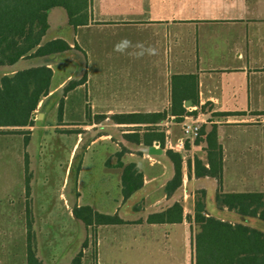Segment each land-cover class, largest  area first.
<instances>
[{
  "label": "crops",
  "instance_id": "0c3cea01",
  "mask_svg": "<svg viewBox=\"0 0 264 264\" xmlns=\"http://www.w3.org/2000/svg\"><path fill=\"white\" fill-rule=\"evenodd\" d=\"M134 2L135 0H115V13H126L127 17L116 18L113 22L106 21L105 24L101 25L115 26L116 107L115 114H111L112 117L115 116V122H112L128 127H144L140 131L122 134V142H124L122 152L128 156L125 158L126 162H123L136 165L142 174V183L129 197L124 198L121 173L120 196L117 199L116 209L114 208L111 212H101L89 206L95 213L117 218L118 223H115L114 220V222L94 223L86 226L82 220L76 218L72 209L88 206L77 203L80 198L78 189L75 207L71 209L67 217L70 223L78 226L80 235L76 243L87 237L89 229L97 233L95 237L97 256L93 264H196L194 245L196 235L200 231L196 214L205 217L221 216L220 219L224 220V216H228L227 210L217 211L215 203L211 201L216 194H226L223 189L224 162L222 152L224 148L218 141L220 136H217V130L220 129L221 125L233 127L239 125L263 126V128H257L259 130H255V132L260 134L257 141L262 146L264 158V17H239V24L236 26L233 23L236 21V17L228 18L230 16L224 15L218 19L197 20L198 25L193 24L192 26L191 37L186 38L182 26L183 23L191 19L182 18L183 5L181 1L180 6L175 9V14L179 16L174 15V11H171L172 16L160 14L162 10H165V0L156 2L160 3L159 6H156L159 7L160 11L150 12L149 15L140 12L137 14V7ZM222 2L224 4L221 7L224 9L236 8L239 4V0L236 2L235 0H222ZM242 7L243 9L264 8V0H243ZM54 9L50 10L48 18ZM139 9L142 8L139 7ZM133 14H137V17L134 18ZM48 18V29H50ZM230 21L231 23H229ZM91 25L88 21L86 25L80 26L88 28ZM173 27L175 28L172 29ZM78 28L77 26L73 29L78 30ZM54 39L66 41L70 49L73 46L70 41L62 37L55 36L48 41ZM42 40L41 44L48 42ZM77 45L80 46V44ZM70 49L61 53L20 59L9 66H0V78L31 67L46 66L52 70L53 79L56 64L71 62L65 57V53L72 51ZM80 54L81 58L84 57L82 51ZM161 64L166 68L163 84L156 83L153 72L154 66H161ZM171 70L172 72L169 73ZM128 71H133V80L129 82L119 79L118 83L116 74L126 75ZM141 71H146V76H138ZM82 76L80 77L82 78ZM171 77H175L177 81L178 78L180 79L181 83L178 88L173 83L175 79L172 80L171 85ZM52 79L49 93L41 98L31 117L35 125L39 124V119L45 117L46 112L42 110V107H45L47 101L64 85L65 79L59 81L57 85H53ZM86 81L68 91L84 85ZM184 86V91H187L186 97L181 93ZM185 98L189 99L185 100ZM188 101L189 106L186 105ZM121 102H123V108L118 107ZM173 103L176 104V107L178 106L176 112H171ZM181 103L189 113H180L179 106ZM204 106H209L210 111L207 114L211 112L217 119L209 122L212 124L210 126L203 125L204 130L201 129L200 135L204 138L203 140L198 137L189 141L188 144L185 142L184 152L176 149L178 153H182L180 183L173 178V164L165 155L167 149L160 148V154H152L149 152L150 146H144L142 143L136 144L124 136L126 134L142 136L147 131L160 130L163 133L165 131V138L170 136L176 139L182 135V116H195L196 118L199 116L198 109ZM38 111L41 114L35 116ZM163 112H166V118L159 123L151 124L146 120H139L142 119L140 116ZM110 113L111 110L106 115ZM237 113L240 115L243 113V115L237 116L235 115ZM222 114L229 115L222 116ZM40 115L41 118H38ZM122 116L137 117L136 122H119L116 120L117 117ZM199 119L205 121L200 116ZM168 122L172 124V127H167ZM205 123L207 124V121ZM38 128L30 124L21 127H0V145L3 150L9 153L11 158L7 163H3L2 157H0V167L3 166L6 171L19 168L17 175L7 173L6 175L11 176L0 177V200L5 201L4 206L0 207V234H3L0 235V242L1 239L3 240L2 245L0 243V264H28L27 244H25L24 235L27 234L28 229L25 228L24 220L26 208L29 211V215H25L27 217L26 225L30 222L33 234L31 248L39 262L51 264V259H58L55 264H71L77 256H73L75 255V247L70 248L62 255L54 254L52 249L51 253L48 252L47 255L46 252L41 251V241H39L41 229L35 222L38 216L30 207L34 180L30 173L34 164L32 154L38 148L35 146L37 133H40V128ZM212 131H215L217 144L221 147L222 179L220 184L212 176L195 175V162L197 160L203 163L206 169L210 167L208 163L209 151L203 156H198V153L197 156H194L193 151L196 153L200 141H204V149H208L206 137ZM40 136L39 134V140ZM154 142L157 141H153L152 144ZM152 144L151 146H153ZM211 152L214 153L212 149ZM183 155L186 158H183ZM149 156L154 157V159L151 158L152 163L148 162L149 167H159V171L156 173L144 172L138 166L139 161H145ZM183 164L187 168H184ZM172 180H174L173 183ZM251 188L255 189L239 194H261L262 207L257 209L255 217L239 215L242 222H236L248 226V220L253 218L256 229L264 233V218L261 216L264 211V179ZM204 199L205 203L203 202ZM16 201L20 202L19 208L14 206ZM27 201H30L29 205ZM197 204L202 211H197ZM58 214L55 211L53 216L60 217ZM41 215L42 213H40ZM41 231L45 233L43 230ZM18 233L19 236H17ZM43 238L46 239L45 236ZM18 249L19 253H17ZM68 256L69 258L66 259Z\"/></svg>",
  "mask_w": 264,
  "mask_h": 264
},
{
  "label": "rangeland",
  "instance_id": "374dc122",
  "mask_svg": "<svg viewBox=\"0 0 264 264\" xmlns=\"http://www.w3.org/2000/svg\"><path fill=\"white\" fill-rule=\"evenodd\" d=\"M158 1L135 0L136 13L139 14L140 12L149 15L150 12L160 11L159 7H156L160 4L156 3ZM180 1L183 5L182 18L191 19L183 23L182 26L186 38L191 37L192 26L198 23L197 20L206 18L218 19L224 15L230 16L228 18L236 17V21H233L234 26H236L239 24V17H264V8L243 9V0H239L237 7L232 9L222 8L221 5L224 4L222 0H165V10H162L160 14L172 16L171 11H174V15L179 16L175 14V9L180 6ZM139 7L142 9H139ZM137 14H133V17L136 18ZM87 15V21L92 24L91 27L83 28L79 25L78 30H74V27L68 24L66 11L62 8H55L48 18L50 29L47 30L42 41H48L56 36L70 41L73 46L70 49L72 50L71 52L65 53L66 59L71 60V62L54 66L55 75L52 83L57 85L59 81L65 79L63 87L47 101L45 107H42V110L46 113L44 118L39 119V124L35 125L34 120L31 123L33 127L40 128V133H37V140H35V146L38 148L32 154L34 164L30 175L34 177V180L30 207L38 216L35 221L40 226L38 228L45 232L39 231L41 251L46 252L47 255L48 252L51 253L52 249L54 254L62 255L69 251L70 248L75 247L74 257L80 254L82 258V260L80 258V262L83 261L82 264H93L97 256L95 243L97 233L89 229L87 237L83 241L76 243L80 235L78 226L70 223L67 215L69 216L71 209L75 207L77 189L80 198L76 201L79 205H88L101 212H111L114 208L116 209L117 199L120 196V174L123 173V168L129 164L125 163V158H128V156L122 152V146L124 145L122 134L140 131L144 127H128L116 124L112 122L111 116V114H115L116 107L115 26H102L101 24H105L106 21L113 22L116 18H126V13H115V0H91ZM75 41L80 46L74 43ZM81 47H83V50H81ZM80 51L83 52L84 57L82 58L80 57ZM165 69L163 64L154 66L153 72L156 83H164ZM84 72L87 77L86 83L68 91L69 88L67 89V86L70 85V82L80 80V76L84 75ZM171 72L172 70L169 73ZM146 74V71H141L138 76L144 77ZM116 76L118 83L119 79L130 82L133 80V71H128L126 75H119L118 73ZM174 79L175 77H171V85ZM173 83L178 88L177 85L178 83L180 84V79L178 78V81L175 79ZM59 107H61L62 116H59ZM118 107L123 108V102ZM209 109V106L198 109L200 118L207 121V124L205 121H201L199 116H196V118L193 116L197 120L192 116H182V135L176 139L170 136L164 137L163 149H169V145L174 146L177 140L183 137L184 123L188 125L196 124L197 121V125H200L199 132L201 135V129L204 130L203 125L210 126L212 124L209 122L217 119L211 112L207 114L210 111ZM109 110H111V113L106 115ZM39 114H41L40 111L35 113V116ZM228 115L222 114V116ZM235 115L241 116L243 113ZM98 116L99 118H97ZM38 118H41V115ZM169 122L167 127H172ZM55 126L57 127L54 128ZM255 126L239 125L233 127L221 125L220 129L217 130V136H220L218 141L224 148L222 152L224 162L223 189L226 194H216L211 201L215 203L217 211L223 209L228 211L227 218L224 216L225 220L220 219L221 216H217L218 218L213 216L220 221L231 224L237 223L236 221L242 222L235 210L230 209L226 204L219 201L218 198L220 196H233L239 195L241 192L250 191L255 189L251 188V186L255 187L257 183L264 179L262 146L257 141L260 134L255 132V130H259L257 128H263V126ZM39 134L41 135L40 140L38 139ZM200 138L201 140L204 139L202 136ZM182 144L185 146V140L182 141ZM152 145L161 148L158 142H154ZM182 146L175 148L179 149L180 152H184L185 147L182 149ZM197 148L196 153L193 151L194 156H197V153L198 156H203L209 151L204 149V141H200ZM176 149L170 150L176 152ZM0 157H2L3 163H7L11 159L9 153L3 150L1 145ZM151 158L154 159L153 156H149L145 161L138 162V166L144 172H150V174L159 171L158 166L149 167L148 162L152 161ZM183 158L186 157L183 155ZM183 166L187 168L184 164ZM18 171L19 168L6 171L2 166L0 167V177L7 173H12V175L15 173L17 175ZM212 177L220 184L221 177L218 178L217 175ZM203 202L205 203V199ZM29 203L30 201H27L28 205ZM4 204L5 201L1 199L0 207L2 208ZM19 204L20 202L16 201L14 206L19 208ZM30 211L32 212L31 209ZM55 211L57 214L59 213L60 217L53 216ZM40 213H42L41 216ZM25 215H29L27 208ZM25 215V228L27 229V217ZM252 219L248 220V226L256 228ZM0 235L2 236L3 234ZM24 235L25 244L28 246L27 234ZM30 235L33 238L32 232ZM17 236H19V233ZM0 243L2 245V239ZM17 253H19V249ZM205 254L203 253L202 256ZM68 258L69 256L66 257V259ZM51 260V264L58 262V259Z\"/></svg>",
  "mask_w": 264,
  "mask_h": 264
},
{
  "label": "trees",
  "instance_id": "16d2710c",
  "mask_svg": "<svg viewBox=\"0 0 264 264\" xmlns=\"http://www.w3.org/2000/svg\"><path fill=\"white\" fill-rule=\"evenodd\" d=\"M90 5L91 0H0V66L13 65L20 59L41 57L69 50L70 46L62 39H54L41 44L48 29V13L54 8H62L66 11L68 24L77 27L87 24ZM52 75V70L49 67L37 66L17 71L12 75L2 76L0 78V127L31 125V117L39 101L50 91ZM85 81L86 75L84 74L80 80L71 81L67 89ZM179 86L180 84H178ZM184 88L185 86L181 93L186 97L187 91H184ZM187 99L189 98H185V100ZM179 107L181 114L189 113L182 103ZM176 111H178V106L176 107V104L173 103L171 112ZM58 113L60 116L61 107H59ZM140 117L142 119L139 120L155 124L166 118V112ZM144 117L145 119H143ZM136 118L122 116L117 117L116 120L136 122ZM112 121L115 122V116L112 117ZM124 136L136 144L142 143L145 146H151L153 141H157L163 148L164 133L160 130L147 131L142 136L139 134ZM206 142L210 167L206 169L204 164L197 160L195 175H217L220 178L222 171L221 148L217 144L215 131L207 135ZM186 143L188 144V141ZM211 149L214 153L211 152ZM165 154L173 164L174 180L180 183L181 154L168 149ZM141 183L142 174L135 164L130 163L123 168L122 194L124 198L129 197L137 190ZM218 199L245 217H255L257 209L262 206L261 194L226 195L220 196ZM197 211H202L198 204ZM73 214L86 226L94 223L114 222V220L115 223L119 222L115 217L111 218L95 213L89 206L75 207ZM261 216L264 218V211ZM196 221L201 228L195 238L196 264H264V233L262 231L243 224H231L214 217H205L198 213ZM27 228V263L42 264L35 258L31 248L30 222H28ZM203 253L206 254L202 256ZM71 264H80V254L73 259Z\"/></svg>",
  "mask_w": 264,
  "mask_h": 264
},
{
  "label": "built area",
  "instance_id": "2783aa9c",
  "mask_svg": "<svg viewBox=\"0 0 264 264\" xmlns=\"http://www.w3.org/2000/svg\"><path fill=\"white\" fill-rule=\"evenodd\" d=\"M199 129H200V125H197V121H196V124H183V137L178 139L177 140V143L172 146V145H169L168 146V150H173V149H176L180 146H182V141L185 140L186 141H193L195 140L196 138L200 137V132H199ZM176 147V148H175ZM184 148V145L182 146V149ZM182 154V153H181Z\"/></svg>",
  "mask_w": 264,
  "mask_h": 264
},
{
  "label": "water",
  "instance_id": "95a60500",
  "mask_svg": "<svg viewBox=\"0 0 264 264\" xmlns=\"http://www.w3.org/2000/svg\"><path fill=\"white\" fill-rule=\"evenodd\" d=\"M186 105L189 106V101L186 102ZM149 152L152 153V154H160L161 153V149L160 148H155L154 146H150Z\"/></svg>",
  "mask_w": 264,
  "mask_h": 264
}]
</instances>
